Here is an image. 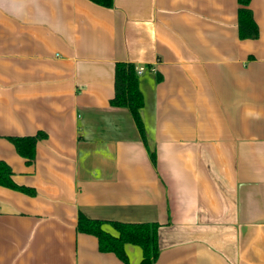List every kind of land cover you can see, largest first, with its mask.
I'll return each mask as SVG.
<instances>
[{"label":"crops","instance_id":"crops-1","mask_svg":"<svg viewBox=\"0 0 264 264\" xmlns=\"http://www.w3.org/2000/svg\"><path fill=\"white\" fill-rule=\"evenodd\" d=\"M0 0V264H123L78 214L156 223L154 264H264V0ZM143 68L140 116L114 65ZM45 137L31 164L10 137ZM104 229L114 234L108 224ZM126 245L128 264L141 250Z\"/></svg>","mask_w":264,"mask_h":264},{"label":"trees","instance_id":"trees-1","mask_svg":"<svg viewBox=\"0 0 264 264\" xmlns=\"http://www.w3.org/2000/svg\"><path fill=\"white\" fill-rule=\"evenodd\" d=\"M99 6L112 8L114 0H89ZM238 9V33L240 39H256L258 27L254 22L252 12L249 9L250 0H237ZM110 106L125 108L136 127L150 162L155 165V154L147 145L144 125L140 116L143 106L142 94L139 90V75L136 67L128 62H118L114 65V94L109 101ZM43 133L35 136L8 138L16 153L31 164L35 158L37 141L43 139ZM12 172L9 166L0 161V186L33 194L31 189L17 186L11 179ZM108 224L114 234L104 229ZM77 231L79 233L94 236L97 240L98 250L101 253H113L123 264H128L125 252L126 245H134L140 248L141 258L139 264H154L158 257L157 243L158 224L156 223H120L102 220L88 219L83 214H78Z\"/></svg>","mask_w":264,"mask_h":264},{"label":"built area","instance_id":"built-area-1","mask_svg":"<svg viewBox=\"0 0 264 264\" xmlns=\"http://www.w3.org/2000/svg\"><path fill=\"white\" fill-rule=\"evenodd\" d=\"M142 70H143V68H138V69H137L138 74H139Z\"/></svg>","mask_w":264,"mask_h":264},{"label":"rangeland","instance_id":"rangeland-1","mask_svg":"<svg viewBox=\"0 0 264 264\" xmlns=\"http://www.w3.org/2000/svg\"><path fill=\"white\" fill-rule=\"evenodd\" d=\"M138 252H139V249L137 247H134Z\"/></svg>","mask_w":264,"mask_h":264}]
</instances>
